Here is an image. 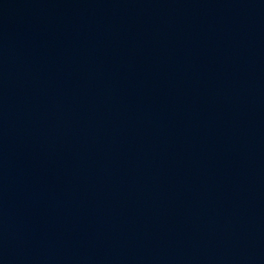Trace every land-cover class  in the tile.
Masks as SVG:
<instances>
[{"label":"water","instance_id":"95a60500","mask_svg":"<svg viewBox=\"0 0 264 264\" xmlns=\"http://www.w3.org/2000/svg\"><path fill=\"white\" fill-rule=\"evenodd\" d=\"M0 264H264V0H0Z\"/></svg>","mask_w":264,"mask_h":264}]
</instances>
